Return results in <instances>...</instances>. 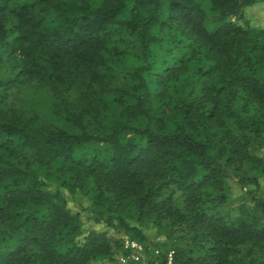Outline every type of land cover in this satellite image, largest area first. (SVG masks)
<instances>
[{
    "label": "trees",
    "instance_id": "obj_1",
    "mask_svg": "<svg viewBox=\"0 0 264 264\" xmlns=\"http://www.w3.org/2000/svg\"><path fill=\"white\" fill-rule=\"evenodd\" d=\"M255 7L264 0H0V264L112 261L121 245L104 232L77 245L80 223L66 193L88 199L94 223L138 241L144 234L133 221L187 218L191 237L174 247L172 264H264L250 258L255 248L264 253V193L255 177L229 173L219 161L264 170L248 155L245 135L229 126L264 144V23L243 17ZM237 14L239 22L227 20ZM206 21L217 28L209 32ZM118 32L135 38L138 63L126 85L133 103L111 115L108 59L124 54ZM159 46L178 55L168 61ZM151 76L174 96L165 86L152 92ZM29 80L50 94L57 123L33 125L5 107L7 89ZM153 98L168 108H150ZM248 107L254 113L243 118ZM233 176L261 219L229 224L194 211L198 188ZM167 183L188 193L185 214L161 198ZM18 233L13 247L1 244Z\"/></svg>",
    "mask_w": 264,
    "mask_h": 264
},
{
    "label": "rangeland",
    "instance_id": "obj_2",
    "mask_svg": "<svg viewBox=\"0 0 264 264\" xmlns=\"http://www.w3.org/2000/svg\"><path fill=\"white\" fill-rule=\"evenodd\" d=\"M239 16V14L232 15L229 16L227 20L239 22ZM243 17L245 20L254 24L255 27H262L264 23V8L255 7L246 9L243 12ZM204 25L209 32H213L218 26L212 25L209 21H206ZM116 37L122 40L118 42V46H120L121 50H124V54L108 59L111 91L109 94L105 95V100L107 102L106 108H111V115H115L118 108H129L133 103L131 90L127 89L126 85L131 82L128 75L131 67L138 63L137 56H135L137 50L135 38L123 32H118ZM156 53L159 54V56H164L163 58L168 61L178 55L176 50L169 49L165 51V49L160 48V46ZM163 67L164 66H158L156 71L161 72ZM261 74L264 80V70H262ZM153 79L154 76H151V80ZM164 86L165 85L154 81V83L151 84V90L157 93V90L164 88ZM165 88L168 90L169 94L174 96V87L168 88L165 86ZM74 94L76 96V93ZM4 105L5 107L21 110L24 118L28 119L33 125L57 123V119L53 115L51 109L50 94L36 81H25L22 85L13 84L6 91ZM150 108H161L163 111L168 107L165 104V100L153 98ZM247 110L248 112H243V110H241L240 116L245 118L254 113L251 107H248ZM173 119L172 115L168 114L165 121L167 124H171ZM229 126L230 129L234 131L233 134H237V136L245 135L243 141L247 143L246 151L248 155L253 158H259L264 163V144L262 139L252 133H248V131H244V134L240 135L241 132H237L235 124L230 123ZM26 158L28 160L29 169L33 170L39 176L42 175L37 162L29 156ZM21 159H23V156H19L18 161ZM219 161L229 173L255 177L259 183V193H264V170L261 169V166H258V162L245 161L242 165L230 166L224 163V159H219ZM48 181L49 187L47 190L54 193L57 190V183L53 181L52 177H50ZM221 182V184L212 182L205 183L196 190L198 201L193 208L194 211H199L207 216L219 217L229 224L239 219L251 220L262 218V213L254 207V203L251 201L250 196L242 190L236 177L225 178L222 179ZM160 194L161 198L170 197L173 207L179 209L182 214H185V211L187 212L186 199L188 193H184L178 190L173 184L167 183L162 187ZM66 195L68 198L67 206L72 214H78V222L80 223L81 232L75 238L77 245L83 246L85 237L93 231L104 232L108 238L118 241L121 245L120 248L114 250L112 261H91L88 264H160L163 257L167 264L168 254H171L172 259L174 258V247L186 244L191 237V232L188 227L189 220L187 218L180 220L175 217V219L165 218L160 221V224L157 226L150 224L140 225V223L136 221L131 222L132 226L139 227L144 234V240L138 241L131 238L122 230L107 228L103 226V224L94 223L92 220L94 215L90 212L89 201L85 197L82 196L80 199H75L67 193ZM188 212L190 213L191 210H188ZM20 237L21 233H18L13 238L5 240L1 244L13 247ZM128 241L137 242V246L125 249L124 245ZM240 256L245 260L247 259L243 250ZM252 257H254L257 262L264 263V253L259 249L255 248L252 250L250 258ZM122 259L124 262H122Z\"/></svg>",
    "mask_w": 264,
    "mask_h": 264
},
{
    "label": "built area",
    "instance_id": "obj_3",
    "mask_svg": "<svg viewBox=\"0 0 264 264\" xmlns=\"http://www.w3.org/2000/svg\"><path fill=\"white\" fill-rule=\"evenodd\" d=\"M137 246V242H135V241H128L125 245H124V247H125V249H128L129 247L130 248H133V247H136ZM122 262H124V260L122 259ZM172 263V256H171V254H168V258H167V264H171Z\"/></svg>",
    "mask_w": 264,
    "mask_h": 264
}]
</instances>
